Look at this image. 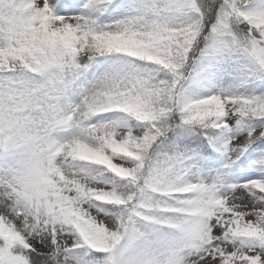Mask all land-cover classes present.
Listing matches in <instances>:
<instances>
[{
  "label": "snow or ice",
  "instance_id": "snow-or-ice-1",
  "mask_svg": "<svg viewBox=\"0 0 264 264\" xmlns=\"http://www.w3.org/2000/svg\"><path fill=\"white\" fill-rule=\"evenodd\" d=\"M0 264H264V0H0Z\"/></svg>",
  "mask_w": 264,
  "mask_h": 264
}]
</instances>
